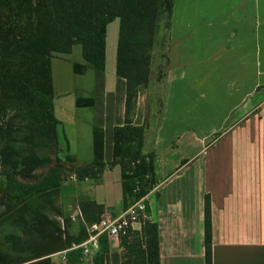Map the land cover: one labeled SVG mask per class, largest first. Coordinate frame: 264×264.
Here are the masks:
<instances>
[{
    "label": "crops",
    "instance_id": "obj_1",
    "mask_svg": "<svg viewBox=\"0 0 264 264\" xmlns=\"http://www.w3.org/2000/svg\"><path fill=\"white\" fill-rule=\"evenodd\" d=\"M114 20L106 27L104 70L74 72L75 64L85 65L80 45L50 60L59 148L88 162L92 131L101 129L106 164L96 179L70 174L62 182V218L82 226L86 239L53 254L51 264H68L73 256L77 264H92L93 226L125 209L121 170L110 163L113 130L127 118L144 129L143 153L154 154L156 187L146 213L158 227L159 264H205L206 197L211 264H264V0H171L158 114L140 85L127 117L126 81L115 74L118 25L109 31ZM107 242L109 264H120L113 260L119 239Z\"/></svg>",
    "mask_w": 264,
    "mask_h": 264
},
{
    "label": "trees",
    "instance_id": "obj_2",
    "mask_svg": "<svg viewBox=\"0 0 264 264\" xmlns=\"http://www.w3.org/2000/svg\"><path fill=\"white\" fill-rule=\"evenodd\" d=\"M16 4L27 15L25 22L16 34L0 37V264H51L53 254L86 239L82 226L62 218L58 203L62 182L70 174L77 181L96 179L106 164L101 129L92 131L93 158L88 162H77L59 148L50 60L80 45L85 65L75 64L74 72L81 74L87 67L104 70L106 27L117 19L115 74L126 81L128 117L131 93L148 80L150 52L162 16L168 28L171 0L167 13H163L165 0H19ZM144 138V129L128 118L113 130L110 166L121 170L125 208L156 185L154 154L143 153ZM119 247L127 254L121 264H159L157 224L145 222L139 233L120 238ZM204 249L205 264H211L208 197ZM75 259L68 264H77ZM92 264H109L104 235L98 238Z\"/></svg>",
    "mask_w": 264,
    "mask_h": 264
},
{
    "label": "rangeland",
    "instance_id": "obj_3",
    "mask_svg": "<svg viewBox=\"0 0 264 264\" xmlns=\"http://www.w3.org/2000/svg\"><path fill=\"white\" fill-rule=\"evenodd\" d=\"M18 1L19 0H0V37L4 35L9 36L11 34H16L19 28L23 26L27 15H23L21 14L19 10H17L16 2ZM165 1H166V9L164 8L163 13H167V10H168L167 8H168L170 0H165ZM160 20L161 21H160L159 28L155 34L156 40H155L154 48L152 51V54H153L152 62L148 68V73H149L148 80L146 81V83L143 84V86L147 87L149 96L153 102L152 110L156 112V114L160 112V108H161V96L163 94V83H164V79L167 73V65H168V61H167L166 53H165L166 52L165 51L166 41H165V34H164L167 30L166 18L162 16ZM117 25H118V21L115 19L114 23L110 25L109 31H110L111 26L117 27ZM75 48H78V50H80L79 45H77ZM73 58L74 59L76 58L75 51L73 53ZM134 95H135V92L133 91L128 101L129 107H131V101L133 100ZM2 181L3 179L0 176V183ZM155 187L156 185L152 187V189L150 190L151 194L148 195L149 197L152 194H154L153 191ZM151 221L152 220L149 218V220L146 222H151ZM143 224L139 225V229L138 230L135 229L137 230L135 232L139 233L141 230V226ZM97 248H98V245H97ZM117 252L118 253L116 254V256H114L113 260L117 261L118 263L120 262L121 264V261L125 260L124 258L127 257V254L120 247Z\"/></svg>",
    "mask_w": 264,
    "mask_h": 264
},
{
    "label": "built area",
    "instance_id": "obj_4",
    "mask_svg": "<svg viewBox=\"0 0 264 264\" xmlns=\"http://www.w3.org/2000/svg\"><path fill=\"white\" fill-rule=\"evenodd\" d=\"M137 191L138 188L135 189V192ZM149 194L150 192L130 203L117 217L111 215L101 217L93 226V235L89 240V242H92L94 248H97V239L99 236L104 235L107 239L129 238L131 233L137 231L134 229V225H141L148 221L149 217L146 213V202ZM84 253H88L86 248L84 249Z\"/></svg>",
    "mask_w": 264,
    "mask_h": 264
}]
</instances>
